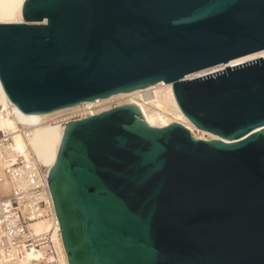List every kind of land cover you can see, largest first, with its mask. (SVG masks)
Instances as JSON below:
<instances>
[{
    "label": "water",
    "instance_id": "water-1",
    "mask_svg": "<svg viewBox=\"0 0 264 264\" xmlns=\"http://www.w3.org/2000/svg\"><path fill=\"white\" fill-rule=\"evenodd\" d=\"M0 21H24L0 24L21 112L162 81L221 139L149 128L133 105L54 126L42 166L68 264H264V56L185 80L264 55V0H0Z\"/></svg>",
    "mask_w": 264,
    "mask_h": 264
},
{
    "label": "built area",
    "instance_id": "built-area-1",
    "mask_svg": "<svg viewBox=\"0 0 264 264\" xmlns=\"http://www.w3.org/2000/svg\"><path fill=\"white\" fill-rule=\"evenodd\" d=\"M87 110L78 108L52 122L83 119ZM11 135L0 129V261L19 264L30 255L31 264H57L58 245L51 236L60 228L43 167L29 150H13ZM45 218L49 230L35 233L32 226Z\"/></svg>",
    "mask_w": 264,
    "mask_h": 264
},
{
    "label": "bare ground",
    "instance_id": "bare-ground-1",
    "mask_svg": "<svg viewBox=\"0 0 264 264\" xmlns=\"http://www.w3.org/2000/svg\"><path fill=\"white\" fill-rule=\"evenodd\" d=\"M23 22L24 21H0V24H18ZM259 56L263 57V52H258L232 60L228 64H219L195 72L188 75L185 80L202 78L223 71L227 67L232 68L245 62L252 61ZM124 98H127L125 106H135L140 112L145 125H147L149 128L162 129L168 127L171 124H180L189 132H191L192 136L197 140H221L214 134L196 128L183 115L180 108L178 107L170 84H164V82L162 81L146 86L144 88H137L128 92L112 94L106 98L96 99L93 101H84L73 106L57 109L50 112L34 113L33 116H29L28 114L21 112L13 103L10 102V100L0 87V110L3 113V116L0 115V129L12 133L11 136L13 143L11 144V147L13 150L21 152L29 150L34 160H36L42 166V149L44 140L47 137L48 133L53 129V127L58 125L55 123L53 124V120L72 113L81 107L88 109L85 113V116H83L82 118L93 116L112 109L105 108L106 104L117 100L119 101L120 99ZM15 109L23 114V119H18L13 115ZM195 132H199L201 136H198ZM222 142L227 143L228 141L222 140ZM1 151L2 150L0 149V153ZM49 227L50 220L47 218L36 222L32 226L35 233L46 232L49 230ZM51 237L52 240H54L58 245L57 264H68V259L61 235L59 234V232L57 234L54 232ZM30 260L31 256L28 255L27 258L19 264H31ZM0 264L4 263L0 261Z\"/></svg>",
    "mask_w": 264,
    "mask_h": 264
},
{
    "label": "rangeland",
    "instance_id": "rangeland-1",
    "mask_svg": "<svg viewBox=\"0 0 264 264\" xmlns=\"http://www.w3.org/2000/svg\"><path fill=\"white\" fill-rule=\"evenodd\" d=\"M127 102V98H124V99H120L119 101H113V102H110L108 104L105 105V108H114V107H118V106H125V103ZM115 104V105H114ZM118 104V105H117ZM109 105V106H107ZM111 106V107H110ZM98 109V108H97ZM97 109H94V110H97ZM17 114V115H16ZM16 118L18 119H23V114H21L20 112H18L16 109L14 110V114H13ZM19 116V117H18ZM29 116H33L32 115H29ZM198 136H201V134L199 132H195Z\"/></svg>",
    "mask_w": 264,
    "mask_h": 264
}]
</instances>
